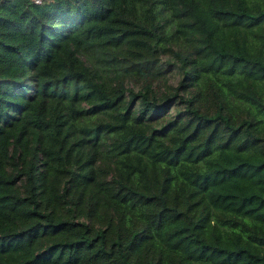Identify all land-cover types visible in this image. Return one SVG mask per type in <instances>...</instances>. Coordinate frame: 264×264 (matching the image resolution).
<instances>
[{
	"label": "trees",
	"instance_id": "16d2710c",
	"mask_svg": "<svg viewBox=\"0 0 264 264\" xmlns=\"http://www.w3.org/2000/svg\"><path fill=\"white\" fill-rule=\"evenodd\" d=\"M0 264H264V0H0Z\"/></svg>",
	"mask_w": 264,
	"mask_h": 264
},
{
	"label": "built area",
	"instance_id": "2783aa9c",
	"mask_svg": "<svg viewBox=\"0 0 264 264\" xmlns=\"http://www.w3.org/2000/svg\"><path fill=\"white\" fill-rule=\"evenodd\" d=\"M37 1V0H36Z\"/></svg>",
	"mask_w": 264,
	"mask_h": 264
}]
</instances>
